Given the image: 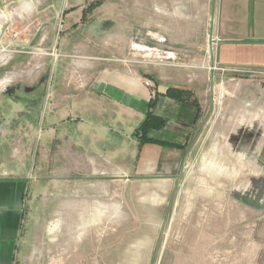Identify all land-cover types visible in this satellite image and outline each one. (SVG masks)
<instances>
[{
    "label": "rangeland",
    "instance_id": "obj_1",
    "mask_svg": "<svg viewBox=\"0 0 264 264\" xmlns=\"http://www.w3.org/2000/svg\"><path fill=\"white\" fill-rule=\"evenodd\" d=\"M218 4L30 0L5 11L0 170L23 177L27 195L14 264H264V74L209 71ZM127 37L137 79L158 67L205 95L171 181L138 179V157H107L71 113L64 76L86 79L71 61L126 64Z\"/></svg>",
    "mask_w": 264,
    "mask_h": 264
},
{
    "label": "crops",
    "instance_id": "obj_2",
    "mask_svg": "<svg viewBox=\"0 0 264 264\" xmlns=\"http://www.w3.org/2000/svg\"><path fill=\"white\" fill-rule=\"evenodd\" d=\"M132 39L119 38L123 52H127L126 64L101 67L71 61V66L77 70L95 75L89 83L85 72L86 79L80 82L73 78L72 72L69 76L65 74L63 83L67 89L71 88L67 95L72 103L71 113L80 122L84 141L109 145L107 157H138V179L171 181L177 178L174 170L182 163L199 120L196 101L205 95H198L194 87L181 82L175 74L166 76L158 67H149L141 73L143 80L137 79L136 48ZM213 40L209 71L264 74V0H219ZM168 58L166 56V60ZM57 64L54 60L55 72ZM61 73L58 70L56 77H61ZM2 80L0 86L3 87L8 80ZM144 80H150L153 88L145 87ZM168 89L184 91L185 95L180 100L172 98L166 95ZM147 115L158 119L160 124L151 126L148 140L142 142L136 131ZM26 199L24 178L1 169L0 264L15 263L25 222Z\"/></svg>",
    "mask_w": 264,
    "mask_h": 264
},
{
    "label": "built area",
    "instance_id": "obj_3",
    "mask_svg": "<svg viewBox=\"0 0 264 264\" xmlns=\"http://www.w3.org/2000/svg\"><path fill=\"white\" fill-rule=\"evenodd\" d=\"M30 0H0V18L5 19V11L14 5H24ZM9 32V29L5 26L0 25V67L5 65V56H6V43L3 42V37ZM16 35V33H15ZM213 69H217L213 67ZM143 85L149 89L153 88V83L150 80H144Z\"/></svg>",
    "mask_w": 264,
    "mask_h": 264
},
{
    "label": "trees",
    "instance_id": "obj_4",
    "mask_svg": "<svg viewBox=\"0 0 264 264\" xmlns=\"http://www.w3.org/2000/svg\"><path fill=\"white\" fill-rule=\"evenodd\" d=\"M166 95L176 98L180 100L183 95H185L184 91L177 90V89H168L166 91ZM154 124H160V121L158 119L152 118L151 116L147 115L143 123L139 126L136 133L140 134V140L143 142L145 140H148V130L151 128V126H154ZM146 142V141H145Z\"/></svg>",
    "mask_w": 264,
    "mask_h": 264
},
{
    "label": "bare ground",
    "instance_id": "obj_5",
    "mask_svg": "<svg viewBox=\"0 0 264 264\" xmlns=\"http://www.w3.org/2000/svg\"><path fill=\"white\" fill-rule=\"evenodd\" d=\"M5 16H6V18H8L6 14H5Z\"/></svg>",
    "mask_w": 264,
    "mask_h": 264
}]
</instances>
